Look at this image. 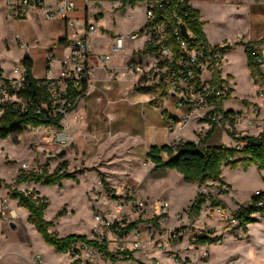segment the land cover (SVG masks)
I'll return each instance as SVG.
<instances>
[{"label":"rangeland","instance_id":"rangeland-1","mask_svg":"<svg viewBox=\"0 0 264 264\" xmlns=\"http://www.w3.org/2000/svg\"><path fill=\"white\" fill-rule=\"evenodd\" d=\"M50 5L54 7L55 4ZM196 5L205 14L203 16L206 21L205 28L211 43H219L223 39L234 40L239 32L244 30L240 19L234 15L236 11L231 3L225 0H211ZM30 15L31 13H28L23 20H12L7 16L0 18V59L6 75L10 74L14 64L21 65V57L24 56V51L28 50L31 53L30 59L35 76L40 78L44 75L46 45L49 39L60 31L64 20L56 18L47 20L38 13L36 22L30 24L26 20ZM70 18L76 21H82L84 18L94 19L104 27L106 36L115 33L127 34L142 28L144 7L141 3L130 7L125 2L118 5L116 0H95L84 9L82 0H78L77 8L70 14ZM16 34L25 43L24 48H19L13 41ZM103 36L104 38L101 37L102 39L92 43L96 58L107 48V37ZM140 44V40L128 41L126 51L113 56L109 61L110 64L114 62L117 66L116 79L125 87L134 80L126 69V61L131 49L134 57L130 61L136 60V56L141 53V50L137 49ZM225 61L224 58L221 70ZM226 62L235 77L236 85L235 94L229 92L228 98L221 103V108L224 109L226 106L235 114L247 112L248 116L254 117L253 126L243 121L236 122L232 130L237 135L247 136L264 133V106L259 107L260 104L256 102V98L259 97L256 92L257 86L252 85L246 74L245 52L241 47L235 49L227 57ZM96 72L102 73L100 70ZM104 72L103 74L109 76L107 71ZM148 93L152 97V103L157 107L170 104L165 103L164 97L158 91L150 90ZM211 105L209 103L204 106L201 114L206 113ZM156 114L158 135L154 141L165 144L173 137V133L166 135L165 131L160 130L158 121L160 115L158 112ZM133 117H137V114L128 112L124 115L127 131L137 130ZM205 119L207 120L205 116L200 117L199 114L192 113L189 121H196L199 124ZM260 125L262 128L258 129ZM199 126L197 125V128ZM192 128H194L192 122L186 124L182 127L181 134L191 137ZM215 130L217 132L212 142L216 141L215 143L224 147L241 146L242 143L232 140L229 136L231 127L227 123L216 126ZM104 138L101 134H91L87 143L94 147L93 151L82 153L73 145L61 149L65 150L61 156L59 147L45 142L41 130L26 128L20 133L10 134L6 139H0V194L10 196L15 189L24 192L36 190L49 202L44 218L51 222L49 228L51 232L59 237L76 234L91 238L94 233L91 194L97 186V181L105 185L104 190L108 192L112 203L114 201L127 203L128 194L121 193L117 187L127 181L133 187V192L139 194L135 184L137 181L142 183L143 180L140 190L150 196L146 208L139 215L129 212L126 208L122 211L124 214L122 219L126 223L137 220L135 229L143 234L144 248L132 251L126 249L127 254L115 250V241L107 229L103 228L102 235L108 241L109 251L115 256L114 260L103 259L105 264H150L155 260L160 264H264V218L254 214L252 217L255 221L247 224L246 229L232 225L230 229L228 228V219L234 217L239 205H247L251 196L264 190V169L258 170L253 163L245 170L241 162L235 166L224 165L219 176L223 181L208 180L198 187L196 183L184 181L181 174L174 170L152 171V165L146 158L149 147L142 148V137L132 139L122 136L121 141L113 142L111 145L106 143ZM178 140L182 138H174L170 143ZM197 140L195 137L194 141ZM208 143L209 139L206 140V145ZM239 158H242L241 153L235 155V159ZM60 163H64L66 171L75 174L78 181L64 179L60 186L42 185L31 180L21 184L14 183L22 164L28 165V168L23 170L26 173H40L43 170L52 173ZM197 192L205 196V202L201 206L199 216L188 218L187 208ZM159 200H167L169 204L167 217L161 221L153 218V203ZM212 200H219L221 208L212 207ZM107 207L113 206L109 204ZM9 208L15 209L18 214L14 222L17 228L12 229L5 223L2 225L0 221V264L72 263L73 260L68 253H58L42 240L33 225L27 221L28 213L17 201L12 199ZM59 211L62 213L58 214ZM240 229L244 236L238 235ZM204 235L211 239L220 236L221 243L215 241L207 244L197 243L196 239ZM77 264L83 263L78 261Z\"/></svg>","mask_w":264,"mask_h":264},{"label":"built area","instance_id":"built-area-1","mask_svg":"<svg viewBox=\"0 0 264 264\" xmlns=\"http://www.w3.org/2000/svg\"><path fill=\"white\" fill-rule=\"evenodd\" d=\"M94 1L82 0L83 8L89 7ZM77 2L78 0H57L52 7L45 0H5L6 15L12 20H23L28 13L36 10L47 20L61 19L69 27L75 28L77 24L70 20V14L75 12ZM116 2L121 5L123 1L116 0ZM136 3H141L144 7L142 28L127 34L107 37L106 51L98 58L91 48L89 39L94 34H98L101 38L104 33L94 19L86 20L81 25L82 34L67 42L62 48L61 54H58L54 47L47 50L42 82L45 86L46 96L40 98L36 111L38 113L45 111V115L48 117H55L58 113H62L65 117L68 114L67 109L73 102L70 92L81 91L83 85L87 87V90L94 86L92 78L95 69L105 67V64L113 56L123 54L128 41L140 40L141 44L138 49L141 51L145 45H151L154 49L147 53L141 52L142 58L129 61L126 64V69L137 78V84L158 91L164 97L165 103L174 104L175 107L183 111L177 117L176 122L167 124V131L174 133L175 139H179L176 134L188 123L192 113H197L200 117L205 116L207 118L205 123L208 126L211 122L216 126H221V114L213 105L206 113L204 112L205 114H201V111L204 106L209 104V97L212 98L211 101H217L218 98L228 95L229 87L220 75L225 52L208 42L197 45L199 42L191 27L195 20L194 12L197 10L196 0H137ZM181 26H184V33ZM16 40L19 48L25 47L18 37ZM257 63L260 71L264 74V55L257 56ZM53 71L54 76H52ZM107 71L110 74L113 73L112 68H108ZM218 73L219 76L217 75L214 80V76ZM24 75L22 65H14L11 68V74L0 80V115L8 105H12L14 110H25L28 100L20 95L26 87ZM69 83L71 90L68 89ZM256 92L260 98L264 99V85H258ZM110 102L107 100L106 104ZM233 119L235 123L243 121L247 125H254V117L248 116L247 112L234 113ZM261 128L260 125L258 129ZM30 129L41 130L45 142L59 147L60 150L66 149L72 144L69 132L62 125L60 127L43 125ZM208 130L209 128L199 126L193 131V134L199 140L205 137ZM106 134H111L110 129L106 131ZM198 140L193 142L198 143ZM179 141L183 140L173 142ZM242 147L243 144L233 148L239 150ZM27 168V164H22L20 170L23 171ZM118 189L121 193L128 194L127 203L117 201L112 203L102 183L97 181V186L91 194L94 233L89 239L99 243L105 241L108 248V241L102 235L103 228H106L116 243L114 249L127 254L126 249L130 251L143 249L144 238L143 234L135 229L136 227L127 233H119V228L128 224L122 219V215H124L122 211L127 208L129 212L139 215L146 208L147 200L134 193L133 187L127 181L123 182L119 188L117 187ZM11 201L12 198L9 195H0V219L7 224L15 222L18 218L16 210L9 208ZM109 204H112L113 207H107ZM168 207L167 200L153 203V218L160 221L161 219L165 220ZM257 215L264 218V212ZM228 223L229 229L231 225L242 228L234 217L229 218ZM238 235L244 236L242 229L239 230ZM214 241L221 243L220 236ZM127 244L131 246H126ZM68 254L73 261H81L83 264H105L103 262V259H106L105 256L97 248L86 243H77ZM150 264L160 263L155 260Z\"/></svg>","mask_w":264,"mask_h":264},{"label":"trees","instance_id":"trees-1","mask_svg":"<svg viewBox=\"0 0 264 264\" xmlns=\"http://www.w3.org/2000/svg\"><path fill=\"white\" fill-rule=\"evenodd\" d=\"M125 3H129L130 7L135 5L137 0H122ZM195 20L191 24L193 32L198 39L197 45H202L207 42L205 35L202 31V22L199 20L200 16L198 11L194 12ZM62 41V40H59ZM264 43V36L258 40L235 42L234 44L242 45L247 59V68L250 76L255 85H264V74L260 71L257 56L260 54L258 45ZM222 52L227 51L230 46L224 44L222 46L216 45ZM151 45H145L142 53H147L153 50ZM21 65L24 70L25 90L21 91L20 95L28 100L24 111L19 109L14 110L12 105H8L3 109L0 115V139H6L10 134L20 133L26 128H33L38 126H55L60 127V122L64 118L62 113H58L55 117H48L45 115V111L37 112L41 97L46 96L45 86L42 84L43 78H35L32 74V61L25 55L21 61ZM219 76V73L214 76V80ZM3 78V70L0 67V80ZM134 88L137 91L150 92L152 90L149 87H142L139 84H135ZM68 89L71 90L70 83ZM87 87L83 85L81 91H71L72 104L67 109V113L74 110L79 100L86 94ZM231 90H228V95ZM228 95L224 98H218L217 101H211L209 97V103L220 112L221 122L227 123L231 130L229 136L232 140L242 143V149H235L233 147L224 146H210L206 145V140L211 136L212 132L216 128L215 123H210V128L207 131L204 138L199 139L198 143L193 141H179L177 143H168L160 146L152 145L149 147L146 158L152 164V171H160L164 169H171L179 174L186 182L196 183L197 186H201L208 180H220L221 168L224 165L235 166L241 162L243 169H247L248 165L253 163L258 170L264 169V133L260 132L256 136L237 135L232 127L235 124L233 119L234 112L232 110H222L221 103L228 98ZM241 153L242 158L235 159V155ZM64 179H71L78 181L75 174L67 172L65 164H58L57 168L52 173H47L43 170L40 173L24 172L20 170L19 174L15 177L14 183L21 184L27 181H33L35 183H41L42 185L54 186L59 185ZM105 186V185H104ZM11 198L17 201L18 205L28 211L27 221L33 225L36 231L40 234L42 240L53 247V249L61 254H66L72 251L77 243H86L90 246L97 248L105 258L114 260L115 256L107 248L105 241L99 243L95 240L87 238L85 235L68 234L63 237L57 236L55 233L49 230L51 222L44 218V212L49 205V202L44 197L40 196L36 190L32 192H24L20 190H13L10 195ZM205 202V196L197 192L193 201L187 208V217L193 218L200 214L201 206ZM261 202V204H259ZM212 207L221 208L222 204L219 200L211 201ZM264 212V190L258 191L250 197V201L247 205H239L234 212V218L239 222V225L246 229L247 224L253 223L255 220L252 217L254 214H262ZM62 212L59 211L58 214ZM157 219V218H155ZM137 221H133L120 227L119 233H127L136 227ZM199 244L212 243L214 239L208 236H201L196 239ZM71 264H77V261H72ZM141 264V263H140Z\"/></svg>","mask_w":264,"mask_h":264},{"label":"crops","instance_id":"crops-1","mask_svg":"<svg viewBox=\"0 0 264 264\" xmlns=\"http://www.w3.org/2000/svg\"><path fill=\"white\" fill-rule=\"evenodd\" d=\"M45 1L49 5L55 4L57 2V0H45ZM209 1L211 0H196V3L201 4V3H207ZM225 1L233 5L235 9L234 11H236L234 15L240 19V22L243 25V29L245 30V32L244 30L242 32H239L238 36L234 40L229 41L223 39V41L219 43L218 42L211 43L205 28L206 21L203 18L205 14L201 9H199L197 5H196V9L199 13L200 21L202 22V31L205 35L207 42L213 46L216 45L221 46L224 44H228L230 46V48L224 53V58L227 61V57H229L230 53L233 52L235 49L241 47V49H243L244 51L243 46L234 45L235 42L258 40L264 36V0H225ZM30 13H31L30 17H28L26 20H28L29 23L31 24V22H36V17L38 16L39 12L34 10L31 11ZM3 16L4 17L7 16L5 0H0V18H2ZM70 20L72 21L73 19L70 18ZM73 21L77 24V27L71 28L64 21L57 35L49 39L44 53V67H43L44 69H45V56L49 48L54 47L56 52L58 54H61L62 48L67 44V42L82 34L81 25L85 23L86 21L85 18L82 21H76V20ZM37 26L39 27L38 24ZM98 26L101 29V31L104 33L103 35H105V37H113L115 35L122 34V33H115L106 36V31L104 27L101 24H98ZM70 33H72L73 36ZM16 37H18L20 41L21 39L19 35L17 34L15 35L13 41L17 45ZM97 39H102V38H99L98 34H94L90 37L89 40H90L91 48H92V43ZM257 47L259 49L260 54L264 55V43L259 44ZM23 54L24 56L27 55L29 58L31 56L29 50L24 51ZM24 56L21 57L20 62L22 61ZM132 57L134 56L132 55V49H131L126 64L128 61L131 60ZM141 58H142V53L136 56V60H140ZM226 61L223 65V69L221 70L220 75L221 78L224 80V82L228 85V87L230 86L229 89L231 90V93L235 94L236 80L231 70L228 69L227 66L228 63ZM0 67L3 70V77L9 76L11 74V70H10V74L8 75L5 74L4 68L1 63V59H0ZM108 68L113 69V73L111 74L108 73L109 76L103 74L105 73L104 71L108 70ZM116 69L117 66L115 65L114 62H112L111 64L107 62L105 64V67H97L94 71L92 78V82L94 86L88 88L84 97H82L77 103L76 108L71 112H69L62 119L61 125L64 129H66L69 132V135L72 139L71 146L75 145L77 151H82V153L86 151H90V152L93 151L94 147L87 143L90 140L89 136L91 134L104 135L105 142L110 143V145L113 144V142L121 141L122 136H127L128 138H132V139L142 137V141H143L142 148L150 147L152 145H157V146L163 145L164 143H155L154 141L156 140L157 138L156 136L158 135L157 134L158 129L156 125L157 121L155 120V116L157 115L156 113L158 112L160 115L159 116L160 118L158 119L160 130L165 131L166 135L167 133H170L166 129L167 124L174 122V120H176L177 117H179L183 113V111L180 108L175 107L174 105L171 104H164L162 107H157L156 105H154L152 103V97L148 92L146 93L143 91H137L134 88L135 84H137V78H135L134 76H133L134 80H132V82H130V84L127 87L123 86L121 82L116 79V75H117ZM97 70H100V72L102 73H97L96 72ZM245 71L252 85L255 87L258 86L253 83V80L250 76L249 70L246 65H245ZM32 74L35 78H39L35 76L33 72V67H32ZM52 76H54V72H52ZM107 100H110L111 102L109 104H106ZM256 102L260 104L259 107L264 106V99L257 97ZM222 110H229V107L225 106L224 109L222 108ZM128 112L129 113L133 112V114H137V117L135 118L133 117L137 126V130L135 131H127L126 129V120L124 118V115L128 114ZM191 122L194 124V128H192V132L197 129V125H200V127L204 126L206 129L209 127L205 123L206 119L201 121L199 124L196 121L194 122L191 121ZM191 122L188 121V123ZM108 129H110L111 131L110 135L106 134V131ZM181 131L182 130H180L176 134L178 138L179 137L182 138L183 141H194L195 138L194 134L191 137H185L184 135L181 134ZM216 132L217 130L214 129L211 136L208 138L209 139L208 145L220 146L218 143H215L216 141L215 142L211 141L213 136L216 134ZM174 138H175V134L173 133V137L170 138L168 142L165 144L170 143V141H172ZM148 163L152 165L150 162ZM141 182L142 183L137 181L135 184L138 188V192H139L138 195L145 198L149 202L150 196L145 192H141L140 190V186L141 184L144 183V181L142 180ZM25 211L28 213L26 209ZM0 221L2 225H4V223L7 224L1 219ZM7 225L9 226V224ZM16 228L17 225L15 226L14 229Z\"/></svg>","mask_w":264,"mask_h":264},{"label":"water","instance_id":"water-1","mask_svg":"<svg viewBox=\"0 0 264 264\" xmlns=\"http://www.w3.org/2000/svg\"><path fill=\"white\" fill-rule=\"evenodd\" d=\"M181 30H182V32L184 33V31H185V29H184V26H181ZM65 153V150H61V152L59 153V155L61 156V155H63ZM9 226L11 227V228H15V223L14 222H10L9 223Z\"/></svg>","mask_w":264,"mask_h":264}]
</instances>
